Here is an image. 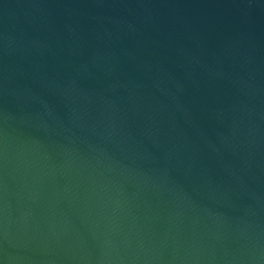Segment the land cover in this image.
Wrapping results in <instances>:
<instances>
[{"label":"water","instance_id":"1","mask_svg":"<svg viewBox=\"0 0 264 264\" xmlns=\"http://www.w3.org/2000/svg\"><path fill=\"white\" fill-rule=\"evenodd\" d=\"M0 264H264V0H0Z\"/></svg>","mask_w":264,"mask_h":264}]
</instances>
